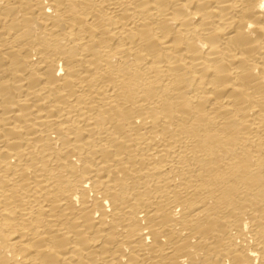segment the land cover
Returning a JSON list of instances; mask_svg holds the SVG:
<instances>
[{
	"label": "bare ground",
	"instance_id": "1",
	"mask_svg": "<svg viewBox=\"0 0 264 264\" xmlns=\"http://www.w3.org/2000/svg\"><path fill=\"white\" fill-rule=\"evenodd\" d=\"M0 264H264V0H0Z\"/></svg>",
	"mask_w": 264,
	"mask_h": 264
}]
</instances>
